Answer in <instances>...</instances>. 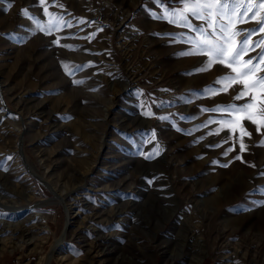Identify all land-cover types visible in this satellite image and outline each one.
Masks as SVG:
<instances>
[{
	"label": "rangeland",
	"instance_id": "obj_1",
	"mask_svg": "<svg viewBox=\"0 0 264 264\" xmlns=\"http://www.w3.org/2000/svg\"><path fill=\"white\" fill-rule=\"evenodd\" d=\"M165 7L0 0V264H264V132Z\"/></svg>",
	"mask_w": 264,
	"mask_h": 264
},
{
	"label": "snow or ice",
	"instance_id": "obj_2",
	"mask_svg": "<svg viewBox=\"0 0 264 264\" xmlns=\"http://www.w3.org/2000/svg\"><path fill=\"white\" fill-rule=\"evenodd\" d=\"M154 2L161 6L172 2L178 5L174 9L165 7L163 15L156 18L166 19L170 24L188 29L195 34L188 35L184 39L183 42L191 45V48L181 54L206 57L197 71H210L214 65H221L230 70L214 81L221 85L220 88H208L206 92L216 96L228 93L230 89H238L233 99L244 102L240 105L230 103L204 110L227 114L226 119L209 121V123L220 124L215 133H209V135H218L224 129L230 130L233 135L239 132V149L243 153L247 150L244 137L252 135L245 128L244 122L248 121L255 125L256 132H264V37L257 40L251 39L257 33H264V0H154ZM40 3L43 4L44 0H40ZM44 11L52 16L47 8ZM23 14L29 16L26 9L23 10ZM53 21L55 24H60L62 18L52 17L49 21V30L54 26ZM249 22H254L255 26L248 29L239 27ZM44 30L41 27V31ZM257 49L259 52L256 55L248 56V53L255 52ZM245 56L248 58L245 59ZM65 71L69 75L72 74V69L67 65H65ZM75 82L82 83V81ZM261 144L264 145V140H261ZM233 150L230 148L228 151ZM236 158L241 159L239 156ZM224 166L227 167V165ZM252 166L255 167V165ZM260 175L264 176V172Z\"/></svg>",
	"mask_w": 264,
	"mask_h": 264
}]
</instances>
